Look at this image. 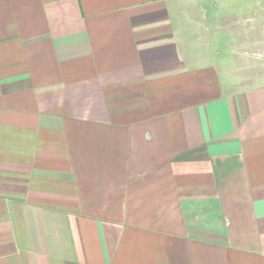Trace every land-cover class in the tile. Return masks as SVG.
Returning <instances> with one entry per match:
<instances>
[{
    "label": "crops",
    "instance_id": "crops-1",
    "mask_svg": "<svg viewBox=\"0 0 264 264\" xmlns=\"http://www.w3.org/2000/svg\"><path fill=\"white\" fill-rule=\"evenodd\" d=\"M0 264H264V0H0Z\"/></svg>",
    "mask_w": 264,
    "mask_h": 264
}]
</instances>
